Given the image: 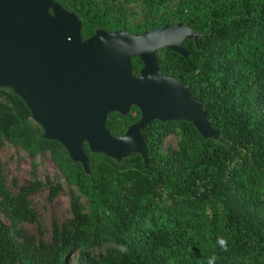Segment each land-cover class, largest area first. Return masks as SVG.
I'll return each instance as SVG.
<instances>
[{
	"label": "trees",
	"instance_id": "trees-1",
	"mask_svg": "<svg viewBox=\"0 0 264 264\" xmlns=\"http://www.w3.org/2000/svg\"><path fill=\"white\" fill-rule=\"evenodd\" d=\"M55 1L78 16L83 39L97 29L140 34L176 23L201 33L196 42L184 40L186 58L161 49L157 62L189 86L219 139H204L186 121L155 120L141 131L146 163L137 153L116 162L85 144L86 174L59 142L32 128L19 97L0 88L7 99L0 102V141L30 155L50 152L71 189L73 215L45 248L24 235L20 242L0 221V264H69L72 256L84 264H208L213 256L215 264H264V0H180L176 21L165 13L134 28L95 0ZM131 64L137 74L141 62ZM139 119L132 107L126 116L110 113L106 126L120 136ZM176 133L178 151L164 154V138ZM29 192L11 194L0 169V204L13 225L30 213Z\"/></svg>",
	"mask_w": 264,
	"mask_h": 264
},
{
	"label": "water",
	"instance_id": "water-1",
	"mask_svg": "<svg viewBox=\"0 0 264 264\" xmlns=\"http://www.w3.org/2000/svg\"><path fill=\"white\" fill-rule=\"evenodd\" d=\"M81 31L78 16L55 0H0V88L19 97L42 138L59 142L86 174L85 144L116 162L137 153L146 163L141 131L155 120L186 121L204 139H219L189 86L165 75L157 62L161 49L186 58L184 40L196 42L201 33L183 23L140 34L97 29L86 39ZM136 57L138 75L131 64ZM132 107L139 121L120 136L111 134L107 116H126Z\"/></svg>",
	"mask_w": 264,
	"mask_h": 264
},
{
	"label": "rangeland",
	"instance_id": "rangeland-1",
	"mask_svg": "<svg viewBox=\"0 0 264 264\" xmlns=\"http://www.w3.org/2000/svg\"><path fill=\"white\" fill-rule=\"evenodd\" d=\"M74 1V0H63ZM102 8L113 11L125 18L132 28L145 23L155 22L163 14L172 16L176 12L180 0H160L150 4L145 0H95ZM7 99L0 98L5 103ZM32 128L36 123L30 120ZM39 126V125H38ZM180 134H170L164 138L161 151L174 155L178 151ZM0 169L4 184L11 194L18 193L23 187L31 188L28 194L30 213L15 225L6 215L0 204V221L11 228L12 234L21 242L20 235L26 236L35 247H46L52 242L55 228H60L73 219L71 210V189L62 173L53 161L49 151L30 155L21 147L14 146L5 140L0 141ZM75 193L78 192L74 189ZM1 198V197H0ZM83 206L84 198H80ZM104 248L95 250L98 254ZM69 264H84L77 256L69 259Z\"/></svg>",
	"mask_w": 264,
	"mask_h": 264
},
{
	"label": "clouds",
	"instance_id": "clouds-1",
	"mask_svg": "<svg viewBox=\"0 0 264 264\" xmlns=\"http://www.w3.org/2000/svg\"><path fill=\"white\" fill-rule=\"evenodd\" d=\"M218 243L223 247L225 250H227V242L221 238L219 239ZM216 257L213 256L211 259H209L208 264H215Z\"/></svg>",
	"mask_w": 264,
	"mask_h": 264
},
{
	"label": "flooded vegetation",
	"instance_id": "flooded-vegetation-1",
	"mask_svg": "<svg viewBox=\"0 0 264 264\" xmlns=\"http://www.w3.org/2000/svg\"><path fill=\"white\" fill-rule=\"evenodd\" d=\"M141 67H142V66H141ZM134 73H135V72H134ZM138 73H139V71H138ZM138 73H137V74L135 73V74L138 75Z\"/></svg>",
	"mask_w": 264,
	"mask_h": 264
}]
</instances>
